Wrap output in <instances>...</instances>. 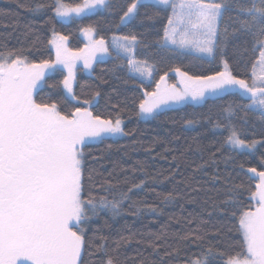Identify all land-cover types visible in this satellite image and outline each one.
Returning <instances> with one entry per match:
<instances>
[{
	"label": "trees",
	"instance_id": "obj_1",
	"mask_svg": "<svg viewBox=\"0 0 264 264\" xmlns=\"http://www.w3.org/2000/svg\"><path fill=\"white\" fill-rule=\"evenodd\" d=\"M110 2L115 5L112 9L64 22L51 8L53 0H0V52L5 54L15 52L33 63L55 60L53 34L67 36L70 50L76 52L86 45L85 28H92L97 38L109 42V56L98 61L91 74L83 67L78 69L74 88L78 100L65 99L61 84L67 76L64 70L49 74L45 80L57 87L45 86L37 97L58 101L65 114L76 107H89L83 101L90 100L94 115L105 119L118 116L124 121L127 135L106 137L84 149L86 192L97 199L113 200L132 188L119 215L105 209L85 225V240L91 245L86 261L102 264L106 258L96 250L101 237L106 238L108 254L122 264H187L189 258H198L209 247L223 250L237 246L241 240L239 210L255 205L250 193L258 180L248 170L264 171V119L247 107L248 98L232 91L202 105L167 109L149 120L141 118L139 103L146 98L145 92L156 90L162 76L168 75L165 85L180 84L178 76L171 73L176 69L193 76L213 75L223 70L222 61L227 60L234 75L248 78L252 36L236 33L230 36L222 56L208 58L164 43L171 15L165 6L145 0L144 6H138L136 19L121 23L127 0ZM38 3L47 7L34 11ZM62 3L74 6L83 0ZM115 36H136L135 56L154 67L151 81L133 74L128 56L111 44ZM229 119L241 139L260 142L254 151H239L225 143ZM233 186L240 187L230 193ZM169 194L172 199L165 200ZM230 196L238 202L225 203ZM189 233H199L204 239L195 243L182 239Z\"/></svg>",
	"mask_w": 264,
	"mask_h": 264
},
{
	"label": "snow or ice",
	"instance_id": "obj_2",
	"mask_svg": "<svg viewBox=\"0 0 264 264\" xmlns=\"http://www.w3.org/2000/svg\"><path fill=\"white\" fill-rule=\"evenodd\" d=\"M144 3L145 0H127L120 22L136 19L138 6ZM153 3L171 11L164 30L165 44L214 57L223 55L230 36L250 34L252 58L248 78L234 75L227 60L222 61L223 70L213 75L193 76L176 69L182 77L183 88L165 85L166 77L162 76L155 91L144 93L146 98L139 103L140 114L145 118L154 117L170 101L189 98L200 101L206 93L217 95L232 91L248 98L247 107L264 119V0H153ZM45 7L38 3L33 10L41 11ZM101 7L112 9L115 5L110 0H83L74 6L53 0L51 5L58 17L73 13L79 16ZM67 39L54 33L51 44L55 48V60H42L38 64L15 52H0V264H88L86 255L91 254L87 251L91 245L85 240V225L105 209L119 215L123 201L132 191L129 188L119 194V199L108 200L93 197L85 188L84 149L89 143L106 137L127 135L118 116L105 119L94 115L89 110L90 100L83 101L89 107H76L65 114L58 101L37 98L41 88L57 87L47 83L46 74L67 68L68 75L61 81L65 99L78 100L74 92L76 60L83 59L85 66L91 67L97 52L108 51L101 38L91 42L88 54L82 56L67 48ZM113 39L118 49L128 53L133 52L137 40L136 36ZM128 64L141 75H151L152 67L147 61L129 59ZM99 95L95 93V97ZM225 127L229 132L225 143L233 149H254L260 143L241 139L230 119ZM248 171L259 178V183L250 193L254 208L246 206L247 210H239V244L223 250L209 247L198 258H189L187 264H264V171L256 168ZM239 187L233 186L229 192ZM171 199V194L165 197V200ZM237 202L233 196L225 201ZM100 239L102 243L96 250L106 257L102 264H122L118 257L108 254L106 238ZM182 239L195 243L204 237L189 233ZM152 247L158 250L159 246ZM165 255L172 253L165 252Z\"/></svg>",
	"mask_w": 264,
	"mask_h": 264
},
{
	"label": "rangeland",
	"instance_id": "obj_3",
	"mask_svg": "<svg viewBox=\"0 0 264 264\" xmlns=\"http://www.w3.org/2000/svg\"><path fill=\"white\" fill-rule=\"evenodd\" d=\"M147 1L153 2V0H147ZM102 9H104V8L101 7V8L93 9V10H90V11L86 12L85 14H82V15H79V16H77L75 13H73L72 15H70V16H68V17H58V18H59L60 20L64 21V22H69V21H72L73 19H80V18H82V17H84V16H86V15H88V14L95 13V12L100 11V10H102ZM85 29H86V28H85ZM83 32H84V34H83ZM82 35H83V37L85 38V40H87L86 38H88V40H89L88 34H87L84 30L82 31ZM115 37L120 38L121 36H115ZM95 39H96V38H95ZM99 39H100V38H98V39H96V40H99ZM105 41H106V40H105ZM119 42H120V43H123V41H119ZM136 42H137V40H136ZM106 43H107V46H109V42L106 41ZM111 44H112L113 47H114L115 49H117L119 52L125 53V54L128 56L129 59H135V60H137V61H140V60H138V59L136 58V56H135V45L133 46V52L128 53V52L123 51L122 49H118V47H117V41L114 40L113 38H112V40H111ZM135 44H136V43H135ZM167 44H169V45L172 46V47H176V48H179V49H180V47H179L178 45H172L171 43H167ZM66 46H67V45H66ZM67 48H68V47H67ZM69 49H70V48H69ZM107 49H108V47H107ZM181 50L188 51V52H192V53L198 54V55H200V56L208 57L206 54L196 52L194 49H182V48H181ZM54 51H55V48H54ZM71 51H72V50H71ZM72 52H74V53L79 52V53H81L82 56L88 54V50H86L84 53H83V50H81V51H76V52H75V51H72ZM100 53H101V52H97V53L95 54V58L98 57ZM108 56H109V54H108ZM208 58H211V57H208ZM27 60H28V59H27ZM98 60L101 61V60H105V59H101V60L98 59ZM98 60H97V61H98ZM28 61H29V60H28ZM141 62H143V61H141ZM32 63H33V62H32ZM37 64H38V63H37ZM147 65H149V66L152 67V72H151V75H150V76L147 75V74H145V75H141L139 72H135V71H133L132 68H131V70H132L133 74L136 75L137 77H139L140 79H142V80H144V81H151V80L153 79L154 71H155V70H154V67H153L152 65H150V64H148V63H147ZM80 67H83L84 70L86 71V73H88V74H91V73H92V69H93V68H91V67H86L85 64H84V60H83V59H77L76 62H75L74 69H73L74 74H75L74 88H75V84H76V77H77L78 69H79ZM90 68H91V69H90ZM62 70H64V71L66 72V74L68 75V70H67V68H63ZM180 71H181V70H180ZM181 72H183V71H181ZM53 73H54V72H53ZM171 73H172V74H175L176 76H178V78H179L180 81H181V76L179 75V72H177L176 70H174V71L171 72ZM50 74H52V73H50ZM48 75H49V74H46L45 78H46ZM164 77H168V75H165ZM159 83H160V82H159ZM180 84H181V82H180ZM180 84H172V85H175L177 89H182L183 87H181L182 85L179 86ZM225 93H227V92H222V93H219V94H217V95H212V94H210V93H206V94H205V98H204L203 100H200V101H193V100H191L190 98L187 99L186 101H181V102L170 101L167 105H162V106H161V109H162V110H158L157 113H156V115L159 114V113H161V112H163V111H165V110H167V109H171V108H179V107H183V106H185V105H202V104L205 103V101H206L207 99H209V98H215V97H218V96L223 95V94H225ZM89 110L92 111L90 107H89ZM156 115H155V116H156ZM155 116H154V117H155ZM141 118L144 119V120H149V119H151V118H153V117H147V118H145V117H143V116L141 115ZM121 121L123 122L122 127H123V129H124V121H123L122 119H121ZM123 136H124V135H123ZM115 137H116V138H120V137H122V136H115ZM100 140H102V139H100ZM100 140H97V141H95V142H99ZM91 143H94V142H91ZM258 144H259V143L256 144V147H255L254 149H239V148H237V150H239V151H254V150L258 147ZM257 171H258V170H257ZM250 173H251V172H250ZM251 174H252L255 178H257L258 183H259V178L256 177L255 174H253V173H251Z\"/></svg>",
	"mask_w": 264,
	"mask_h": 264
},
{
	"label": "crops",
	"instance_id": "obj_4",
	"mask_svg": "<svg viewBox=\"0 0 264 264\" xmlns=\"http://www.w3.org/2000/svg\"><path fill=\"white\" fill-rule=\"evenodd\" d=\"M83 34H84V32H83ZM88 34V37H89V40H88V38H86L87 40H86V45H85V47L83 48V53L86 51V50H88V48H89V45L91 44V42H93V41H96V39H98L97 37H96V34H95V31H93L92 33H87ZM96 38V39H95ZM105 41V40H104ZM66 45H67V47H68V49H69V41H68V39H67V41H66ZM105 47L107 48L108 46H107V43H106V41H105ZM53 48H54V46H53ZM72 52V51H71ZM108 54H109V47H108V51L107 52H101L100 54H99V56L98 57H96L94 60H93V62L91 63V68H94V66H95V64L99 61L98 59H105V58H107L108 57ZM98 60V61H97ZM90 68V69H91ZM93 70V69H92ZM173 83H171V84H169V85H167V86H171ZM122 125H123V122H122Z\"/></svg>",
	"mask_w": 264,
	"mask_h": 264
}]
</instances>
